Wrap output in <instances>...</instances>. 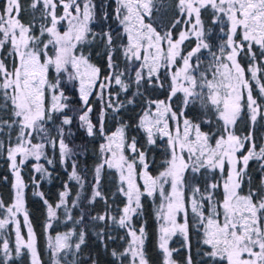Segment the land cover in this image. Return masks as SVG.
<instances>
[{
    "label": "snow or ice",
    "instance_id": "6c2138e0",
    "mask_svg": "<svg viewBox=\"0 0 264 264\" xmlns=\"http://www.w3.org/2000/svg\"><path fill=\"white\" fill-rule=\"evenodd\" d=\"M111 14L101 6L97 16L94 0H30L31 20L24 22L22 0H5L0 9V156H5L14 175V200H0V264H11L13 249L3 239L9 225L15 226V257L22 250L31 264H41L36 236L24 207L25 182L21 170L29 161L35 173L50 176L45 164L55 167L54 157L70 180L83 189L78 173L76 148L71 146L75 125L87 137L103 139L100 162L94 169L89 205L97 198L105 203L103 214L90 215L81 206L80 194L69 208V185L60 193L55 208L45 199L46 227L64 209L65 222L81 225L50 238L54 258L61 252L78 253L85 243L86 218L117 225L128 237L122 252L112 255L120 264H149L144 251L145 230L137 229L133 218L142 214L143 199L159 198L155 212L159 224L158 248L161 264H177L169 241L179 234L188 251L186 264H194L189 233L199 236L200 264H264V144L258 145L252 131L236 134L246 113L250 128L264 119V0H175V14L168 23L156 24L153 0H113ZM158 10V9H157ZM210 11L219 32L215 44L208 37L202 15ZM115 19L127 43L119 45L124 65L116 56L117 39L109 23ZM147 20V22H145ZM103 26L98 31L92 24ZM154 24L156 26H154ZM159 28V30H158ZM195 39L190 50L185 41ZM99 40L104 45L107 73L91 63L85 46ZM248 59L245 67L241 56ZM168 79L166 99H146L138 128L148 146L166 140V158L157 175L149 172L147 152L129 140L127 125L108 134L104 128L107 110L119 113L126 107L120 99L135 85L132 98L143 96L141 88H163ZM69 86L78 94L74 102ZM115 90V91H114ZM102 101L96 123L92 120L90 97ZM180 107L174 110L175 100ZM78 103V107L76 104ZM199 105L202 120L193 122L191 106ZM209 125L208 131L202 126ZM214 126V127H213ZM130 153V155H126ZM44 163H40V161ZM259 162L260 183L252 186L249 162ZM115 169L123 207L108 204L100 189L102 171ZM247 191H242L245 179ZM203 179V185L200 180ZM33 183L39 187L36 177ZM43 199V193L37 192ZM81 208L79 219L71 209ZM23 213L27 238L21 234ZM101 235L102 234H98ZM108 239H112L111 236ZM123 239V237L121 238ZM54 264H60L55 259Z\"/></svg>",
    "mask_w": 264,
    "mask_h": 264
},
{
    "label": "trees",
    "instance_id": "16d2710c",
    "mask_svg": "<svg viewBox=\"0 0 264 264\" xmlns=\"http://www.w3.org/2000/svg\"><path fill=\"white\" fill-rule=\"evenodd\" d=\"M154 8L153 13L156 24L161 21L168 23L172 20L175 14V0H153ZM5 0H0V9L3 8ZM22 4L26 9L22 12L24 22L31 20V10L28 8L30 0H22ZM101 6H105L104 10L112 13L115 5L113 0H97V16L99 17L101 12ZM158 9V10H157ZM207 12H204L202 19L204 20L205 28H210V18ZM147 22V20L145 21ZM112 28L120 34L122 39H117L118 50L116 56L121 64L124 65L123 57L120 55L119 45L125 43L123 33L119 28L115 19L109 21ZM103 24H92L91 27L98 31ZM154 26H156L154 24ZM211 29V28H210ZM159 30V28H158ZM195 46L194 39L185 41L184 47L190 50ZM90 55V61L101 69V76L107 73V59L105 55V49L103 43L97 40L90 46H85V55ZM241 63L246 67L248 59L245 56L240 57ZM164 82L163 88H141L143 96L137 95L135 97V103L127 104V98H132V93L135 92V85L129 90L128 93H121L120 99L125 101L126 107L121 109L119 113L113 112L111 109L107 110L104 117V128L105 132L111 134L116 131L122 124L127 125L126 135L129 140L133 137L136 138L138 147L145 150L148 155L149 161V172L152 175H157L161 170V165L166 158V140H158L157 145L148 146L145 134L142 129L138 128L137 125L141 116L143 115V109L145 107L146 99H166L168 96V79L162 77ZM115 91V90H114ZM72 96L74 102H78V94L75 93L74 89L69 87V93ZM97 93H94L90 97V103L93 107L92 120L94 123L97 122L99 117V111L101 104L103 103L97 99ZM78 107V103L76 104ZM180 107V100H175L173 108L178 110ZM188 117L193 122L199 123L202 120V113L199 105L191 106L187 112ZM214 127V126H213ZM209 125H203L202 130L208 131ZM73 130L76 135L73 138V144L79 155L76 157L78 164V173L84 178V188L81 189L75 181L70 180L71 167L65 170V166L59 163L58 154L54 157L55 167L45 164L48 168L50 176L41 177L40 174L35 173L33 165L35 161H29L23 166L21 175L25 182L24 192V204L25 210L28 213L29 222L36 236L37 250L40 255L41 264H52L53 255L49 249L50 238L54 239L57 234H63L71 229H75L77 235L81 231V225L73 224L72 221L65 222L64 209L61 208L57 212L58 218L52 221V227H46L48 223V211L47 206L44 203L46 199L49 204L54 208L59 203L60 193L65 190V184L69 185V208H71V201L76 199L77 193L80 194L81 206L85 208L90 215L103 214L105 211V203L103 200L97 198L94 204L89 205L88 199L92 195V187L94 180V169L95 166L100 162L99 145L103 143V139L100 137L91 138L87 137L83 129H78L73 126ZM237 135H247L249 131L253 132L258 145L264 144V119H258L255 128H250V122L247 119L246 113L244 114L241 121L236 126ZM126 155H130L126 152ZM44 163V161H40ZM248 175L251 177L252 186H257L260 183V171L259 162L252 160L249 162ZM39 182V187L33 183V177ZM200 183L203 185L204 180L201 179ZM118 182L116 175L113 171L105 168L101 173L100 178V189L103 195L107 198L108 204L113 205V211L115 206L119 205L123 207L124 197L118 193ZM248 180L247 178L242 185V191H247ZM80 191V192H79ZM43 193V199L35 193ZM13 196V176L5 156H0V200L5 204L12 203ZM74 219H79L81 208L71 209ZM133 223L137 229L141 226L145 230V241L144 251L149 264H161V253L158 248L159 233L158 223L155 216V210L152 204L146 198L143 199V211L142 214L133 218ZM85 232V243L81 246V249L76 254L75 264H120V261L113 257L112 252H122L127 246L128 237L126 236L125 230L120 229L117 225L113 224H101L90 221L86 218L83 226ZM98 234H102L98 235ZM111 236L112 239H108ZM123 237V239H121ZM189 242L191 245V255L194 259V264H200L201 257L197 255L199 250V236L195 230H191L189 233ZM184 239L182 236H175L169 242V247L175 249L173 258L177 264H186V257L188 255L187 249L184 247ZM1 255V253H0ZM11 264H30L28 255L26 252H22L19 258L13 257ZM65 264V263H64ZM124 264H128L127 258L124 260Z\"/></svg>",
    "mask_w": 264,
    "mask_h": 264
},
{
    "label": "rangeland",
    "instance_id": "374dc122",
    "mask_svg": "<svg viewBox=\"0 0 264 264\" xmlns=\"http://www.w3.org/2000/svg\"><path fill=\"white\" fill-rule=\"evenodd\" d=\"M94 3L96 4L97 6V0H94ZM206 15L208 14L209 18H210V28L212 29V35L208 37V39L213 42L214 44L217 41V37L219 36V32H218V29L216 28V26L214 24H212V16H211V12L210 11H206ZM194 39V38H193ZM195 41V39H194ZM125 43H127V40L125 38ZM71 88V86H69ZM72 89V88H71ZM130 154V153H129ZM36 162V161H35ZM111 171H113L116 175V179H117V182H118V185H119V175L118 173L116 172L115 169H109ZM12 172V171H11ZM12 176H13V184H14V175L12 173ZM80 192V191H79ZM123 197V196H122ZM147 200H149V202L152 204V207L154 208L155 212L159 206V198H157L155 200V202H153L150 198H147L145 197ZM14 200V188H13V196H12V202ZM24 207H25V204H24ZM19 221H20V230H21V234L25 237V239L27 238V227L25 226V223H24V219H23V213H21L18 217ZM158 223V222H157ZM158 233H159V224H158ZM176 236H180L179 234H177ZM175 236H173L172 238H174ZM171 238V239H172ZM3 239H8L9 240V244H10V248L13 249V257H15V226L14 225H9L8 229L5 230L4 234H3ZM75 241H76V237H73V250H70V251H67V252H61L59 254V257L57 258H54L53 257V261H52V264H54V261L55 259H59V262L60 264H75V259H76V254L74 255V244H75ZM171 241V240H170ZM169 241V242H170ZM50 249V247H49ZM51 251V249H50ZM22 252H26V254L28 255V258H29V261H30V264H31V258H30V255L27 253L26 250H22ZM52 252V251H51ZM2 255V253H1ZM128 262V260H127Z\"/></svg>",
    "mask_w": 264,
    "mask_h": 264
}]
</instances>
